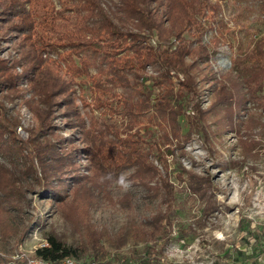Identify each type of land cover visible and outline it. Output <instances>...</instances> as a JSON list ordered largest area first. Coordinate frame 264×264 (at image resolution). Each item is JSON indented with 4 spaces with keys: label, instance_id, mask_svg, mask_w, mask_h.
Returning a JSON list of instances; mask_svg holds the SVG:
<instances>
[{
    "label": "rangeland",
    "instance_id": "1",
    "mask_svg": "<svg viewBox=\"0 0 264 264\" xmlns=\"http://www.w3.org/2000/svg\"><path fill=\"white\" fill-rule=\"evenodd\" d=\"M211 1L220 4L226 29L222 34H203L201 43L208 45V57L186 59L189 63L196 58L190 74L197 93L189 96L187 102L196 103L202 131L169 139V143L160 141L153 109L139 124L159 141L163 161L160 163L153 155L149 161L157 167L167 187H162L157 175L149 174L141 180L127 168L106 180L107 191L97 194L96 200L73 199L75 182L92 176L93 171L74 111L59 104L53 108L55 134L49 138L61 148L60 153L72 154H65L62 162L49 160L47 175L32 173L30 162L25 159L0 156L25 188L24 201L0 212L2 262L20 264L26 257L35 256L36 249L47 243L50 234L76 245L85 240L89 223L103 233L104 260L109 264L139 262L140 257L148 255L147 245L154 247L158 264H258V257L264 256V108L251 99L233 61L264 36V9L260 0ZM36 7L38 12L50 8L66 11L61 0H37ZM213 37L218 39L217 45L212 42ZM0 49L3 59L18 57L13 39L1 40ZM57 55L46 51L43 56L57 59ZM61 64L64 75L65 66ZM15 67L17 73L23 72L19 65ZM76 81L79 85L74 105L86 125L94 117L99 123L114 124L120 132L127 131L131 121L115 108L114 100H110L111 110L95 108L87 77L83 75ZM22 82L23 97L3 100V95L9 94L3 91L0 100L19 120L15 129L19 140L28 141L39 121L24 103L31 94L29 86ZM221 82L232 90L230 109L228 98L217 94ZM256 94L264 101V91ZM190 107V103L183 105V112L192 115ZM146 130L141 131L145 150L151 143ZM168 148L172 154L166 151ZM121 176L130 183L127 190L118 183ZM44 181L65 201L61 203L60 197L49 194L42 186ZM157 186V193L149 189ZM155 215L163 218L164 230L155 241L137 240L134 232L150 230L147 222Z\"/></svg>",
    "mask_w": 264,
    "mask_h": 264
},
{
    "label": "trees",
    "instance_id": "2",
    "mask_svg": "<svg viewBox=\"0 0 264 264\" xmlns=\"http://www.w3.org/2000/svg\"><path fill=\"white\" fill-rule=\"evenodd\" d=\"M36 2L0 0V42L13 39L18 53L17 58L8 60L1 58L0 52V93L9 92L3 95V100L23 97L20 85L25 81L31 96L24 103L39 121L28 141L19 140L15 132L19 120L0 100V156L25 159L30 162L32 173L47 175L49 160L62 162L65 154H72L60 153L61 148L49 138L55 134L51 122L53 108L62 104L72 108L77 125L82 127L84 151L89 155L93 171L92 176L75 182L73 199L96 200L97 194L106 193L109 185L106 180L127 168L132 169L135 178L142 180L154 174L163 183L159 170L149 161L153 155L162 163L159 141L142 128L151 140L148 148L143 149L145 140L139 124L153 109L160 141L169 143L172 138L178 140L186 133L202 131L196 103L187 102L189 96L197 93L190 74L196 58L189 63L186 59L208 57V45L201 43L203 34L213 31L222 34L226 29L221 21L220 4L211 0H61L66 11L50 8L38 12ZM259 3L264 9L263 0ZM217 40L212 38L215 45L219 43ZM46 51L57 52L58 58L44 57ZM61 62L65 66L64 75ZM233 62L251 99L264 108V101L256 94L264 91V36ZM16 65L23 68L22 73L16 72ZM83 75L87 77L95 108L111 110L110 100H114L115 108L131 121L127 131H121L124 136L114 124L99 123L94 117L86 125L77 112L74 98L79 82L76 79ZM217 94L228 98L227 109H230L232 90L221 82ZM186 102L190 103L192 115L183 112ZM133 127L139 129L130 132ZM166 151L172 154L169 148ZM99 176L104 179H98ZM42 184L49 194L60 197L48 182ZM158 188L149 189L157 193ZM24 190L22 180L0 161V212L24 201ZM59 201L65 200L60 197ZM162 220L155 215L147 222L150 230L136 231L134 237L155 241L164 230ZM102 238L101 230L86 223L84 241L70 245L50 234L46 237L47 245L37 248L35 256L58 261L67 256L80 259L86 255L95 264H109L104 260ZM145 251L148 255L138 261L158 264L154 247L147 245ZM0 264L6 263L0 258Z\"/></svg>",
    "mask_w": 264,
    "mask_h": 264
},
{
    "label": "built area",
    "instance_id": "3",
    "mask_svg": "<svg viewBox=\"0 0 264 264\" xmlns=\"http://www.w3.org/2000/svg\"><path fill=\"white\" fill-rule=\"evenodd\" d=\"M44 245H47V243ZM20 264H95V262L92 260H88V259H76L71 256L64 257L58 261L49 260V259L36 257V256H29V257H26ZM114 264H118V263H114ZM125 264H146V263L130 261ZM150 264H153V263H150ZM258 264H264V256L258 257Z\"/></svg>",
    "mask_w": 264,
    "mask_h": 264
},
{
    "label": "clouds",
    "instance_id": "4",
    "mask_svg": "<svg viewBox=\"0 0 264 264\" xmlns=\"http://www.w3.org/2000/svg\"><path fill=\"white\" fill-rule=\"evenodd\" d=\"M118 183L125 190H127L130 187V183L126 181V179L123 176L120 177Z\"/></svg>",
    "mask_w": 264,
    "mask_h": 264
},
{
    "label": "water",
    "instance_id": "5",
    "mask_svg": "<svg viewBox=\"0 0 264 264\" xmlns=\"http://www.w3.org/2000/svg\"><path fill=\"white\" fill-rule=\"evenodd\" d=\"M9 264H13V263L10 262Z\"/></svg>",
    "mask_w": 264,
    "mask_h": 264
}]
</instances>
